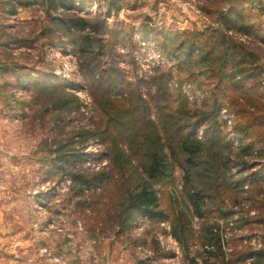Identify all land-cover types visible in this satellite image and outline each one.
<instances>
[{
    "label": "rangeland",
    "instance_id": "obj_1",
    "mask_svg": "<svg viewBox=\"0 0 264 264\" xmlns=\"http://www.w3.org/2000/svg\"><path fill=\"white\" fill-rule=\"evenodd\" d=\"M72 2L74 11L56 16L84 18L98 32L63 31L36 0H0V264H264L262 129L242 133L236 97L216 109L213 80L196 59L186 64L185 33L219 28L203 0ZM225 4L242 8L264 33V0ZM87 35L94 41L80 54L77 42ZM228 36L264 66V40ZM192 73L196 84L187 82ZM179 80L187 99L180 135L200 115L207 119L193 137L202 150L213 131L221 136L220 188L205 184L211 172L185 163L176 138L153 129L165 112L162 85L177 92ZM156 152L166 170L151 180L146 165ZM199 156L208 160L205 151ZM101 172H113L111 183L79 197L74 176ZM145 183L157 190L164 219L124 207ZM198 190L202 219L189 201Z\"/></svg>",
    "mask_w": 264,
    "mask_h": 264
},
{
    "label": "trees",
    "instance_id": "obj_2",
    "mask_svg": "<svg viewBox=\"0 0 264 264\" xmlns=\"http://www.w3.org/2000/svg\"><path fill=\"white\" fill-rule=\"evenodd\" d=\"M36 3L49 6L54 11L50 18L58 23L65 32L74 30L83 32L86 28H92V31L98 32L96 24L93 25L84 18L56 16V13L60 10L74 11L75 6L72 0H36ZM201 10L206 16L214 17L219 28L211 30L209 33L194 31L185 33V35H190L187 45L189 48L186 54L188 59L186 64L189 63L194 66L193 60L196 59V63L202 65L203 67L201 68L209 74V78L213 80L212 84L214 83L213 98L216 109L220 104V99L226 95L229 96V94L235 96L237 100L232 98V104L240 109L245 118L240 124V131L245 133L247 130L249 131L253 127L258 126V129L261 128L262 130L260 131V136L257 135V140L264 142V85L261 84L264 78V66L259 64L257 55L251 52L247 46L233 42L228 36L229 33H233L263 41L264 33L260 28L261 25L254 22L252 17L246 14L242 8H238L233 4H225V0H203ZM141 32V39L144 42L147 41L150 35L146 26L142 27ZM93 41L94 39L90 35L80 37L77 42V49L80 54H85L89 47L88 44L90 45ZM183 43L181 41V45ZM161 48L164 50L163 44H161ZM198 78L196 74L192 73L187 77V82L196 84V79ZM178 82L177 92L170 91L165 83L162 85L161 88L164 91L162 99L166 101V104L161 106V109L165 112L160 114L159 126H155L153 129L158 131L157 128L160 127L162 134L176 138L175 144L178 147L177 149L185 155V163L190 167H202L207 175L208 172H211L213 176L210 178V176L206 175L209 181L205 184L208 188L214 187L215 184L216 188H220L221 184L217 182L221 180V173H224L227 169L225 158L220 157L223 149L219 142L221 141V136H218L219 134L213 131L212 135L206 140L207 147L202 150V144H199L193 137L198 122L200 121L201 125H203L207 119V116L200 115L190 123L189 131L184 136L180 135L181 126L185 125V123L180 122V117L185 116L184 109L187 99L181 91L184 81L179 80ZM246 106L249 109L253 108V112L247 110ZM204 151L208 155V160L206 161L200 160L199 156ZM243 151L245 155H250L252 149L244 148ZM149 157L150 162H148V165L145 164L148 178L153 180V178L157 179L164 176L166 167L163 165L162 156L156 152ZM112 177L113 172L95 173L89 177L76 175L73 182L80 186L79 197L83 198L85 197V190L89 193L87 197H90L96 190L108 186ZM189 201L195 211V216L201 219L204 218L202 190L193 191L189 195ZM79 204L82 207V204ZM123 205L128 211H132L140 217L158 220L165 218L164 213L159 210L157 190L149 183L139 186L134 191L130 190Z\"/></svg>",
    "mask_w": 264,
    "mask_h": 264
},
{
    "label": "built area",
    "instance_id": "obj_3",
    "mask_svg": "<svg viewBox=\"0 0 264 264\" xmlns=\"http://www.w3.org/2000/svg\"><path fill=\"white\" fill-rule=\"evenodd\" d=\"M226 122H227L228 125H231V120H230V119H227ZM231 135H232V134H231ZM231 138L233 139V136H231ZM235 142H236V141H235Z\"/></svg>",
    "mask_w": 264,
    "mask_h": 264
},
{
    "label": "crops",
    "instance_id": "obj_4",
    "mask_svg": "<svg viewBox=\"0 0 264 264\" xmlns=\"http://www.w3.org/2000/svg\"><path fill=\"white\" fill-rule=\"evenodd\" d=\"M262 4V3H261Z\"/></svg>",
    "mask_w": 264,
    "mask_h": 264
}]
</instances>
